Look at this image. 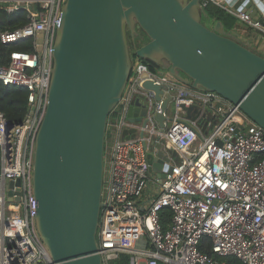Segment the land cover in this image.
I'll return each mask as SVG.
<instances>
[{"label":"built area","instance_id":"obj_1","mask_svg":"<svg viewBox=\"0 0 264 264\" xmlns=\"http://www.w3.org/2000/svg\"><path fill=\"white\" fill-rule=\"evenodd\" d=\"M199 1L264 36V23L247 13L222 0ZM64 2L0 0L5 13L24 12L26 19L0 31V44L26 43L30 51L0 56V84L27 92L21 122L9 123L0 112V264H55L36 228L32 180ZM146 82L159 87L158 99ZM105 152L97 230L102 264L121 257V264H227V258L264 264V130L239 106L135 58L107 118ZM154 159L162 163L160 173L151 171ZM206 245L211 254L203 251Z\"/></svg>","mask_w":264,"mask_h":264},{"label":"water","instance_id":"obj_2","mask_svg":"<svg viewBox=\"0 0 264 264\" xmlns=\"http://www.w3.org/2000/svg\"><path fill=\"white\" fill-rule=\"evenodd\" d=\"M222 1L264 23V0ZM202 12L199 0H65L62 5L32 180L36 228L55 264H102L97 230L106 123L129 78V39L135 40L137 28L147 42L134 47L136 58L167 69L194 89L218 94L264 130V55L224 35L220 21L212 28L204 25ZM144 88L159 98L158 86L146 82ZM157 119L162 126V116ZM157 156L166 159L161 151ZM161 167L154 159L151 171L160 173Z\"/></svg>","mask_w":264,"mask_h":264},{"label":"trees","instance_id":"obj_3","mask_svg":"<svg viewBox=\"0 0 264 264\" xmlns=\"http://www.w3.org/2000/svg\"><path fill=\"white\" fill-rule=\"evenodd\" d=\"M216 21H220L223 26V32L226 36H231V32L233 29L240 24H242L236 17L230 15L222 8L209 3L205 8H203L201 22L209 28H212ZM26 23L25 14L24 12H17L13 15L5 13L3 8L0 10V31L5 29H15L20 27L21 25ZM138 35L135 37L134 41L129 42L131 46L134 47H141L147 42L146 37L143 33L137 28ZM13 50H20L26 53L30 52L28 44L24 43L18 46H9L5 47L0 44V56H5L6 53L13 51ZM133 59L135 56L133 55ZM146 63L151 70L156 69L157 67L151 64L148 61L142 60ZM27 111V92L21 88H12V87H5L0 84V112L3 113L6 120L9 123H18L21 122L24 118V115ZM162 217V225L164 228H167V224L169 222L170 212L169 210H164ZM209 245L203 247V251L211 254L209 251ZM125 257H121L116 264H121L125 262ZM227 264H241L238 260L234 258H227L225 259Z\"/></svg>","mask_w":264,"mask_h":264},{"label":"crops","instance_id":"obj_4","mask_svg":"<svg viewBox=\"0 0 264 264\" xmlns=\"http://www.w3.org/2000/svg\"><path fill=\"white\" fill-rule=\"evenodd\" d=\"M231 36L254 51L259 47V35L254 34V31L243 23L233 29Z\"/></svg>","mask_w":264,"mask_h":264},{"label":"rangeland","instance_id":"obj_5","mask_svg":"<svg viewBox=\"0 0 264 264\" xmlns=\"http://www.w3.org/2000/svg\"><path fill=\"white\" fill-rule=\"evenodd\" d=\"M1 8H3V5H0V10ZM254 34L256 35H259V47L256 49V52L261 54V55H264V36L260 35L259 33L255 32L254 31ZM136 58V57H135ZM137 59V58H136ZM180 77H182V79H186L183 75H181ZM111 134L108 132L106 134V143H105V150L107 151V149L111 146ZM107 158V154L106 152L104 153V159Z\"/></svg>","mask_w":264,"mask_h":264},{"label":"flooded vegetation","instance_id":"obj_6","mask_svg":"<svg viewBox=\"0 0 264 264\" xmlns=\"http://www.w3.org/2000/svg\"><path fill=\"white\" fill-rule=\"evenodd\" d=\"M138 34V33H137ZM129 49H130V56H131V59L133 60V50L134 48L131 46L130 42H129Z\"/></svg>","mask_w":264,"mask_h":264}]
</instances>
